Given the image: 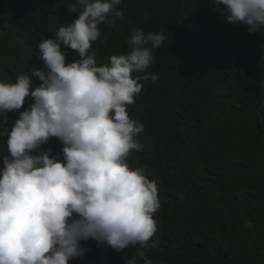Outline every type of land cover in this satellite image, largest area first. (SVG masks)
<instances>
[{"label":"trees","instance_id":"16d2710c","mask_svg":"<svg viewBox=\"0 0 264 264\" xmlns=\"http://www.w3.org/2000/svg\"><path fill=\"white\" fill-rule=\"evenodd\" d=\"M71 3L0 0V81L14 83L43 66L38 44L71 22ZM223 7L214 0H122L124 15L99 25L101 39L89 50L97 66L129 50L131 28L166 37L146 73H133L156 79L140 80L142 91L127 107L145 125L136 137L144 148L127 163L157 187V230L154 247L119 253L82 241L84 257L68 264H130L132 257L145 264L141 251L151 264H264V32L224 23ZM61 50L66 62L78 58ZM22 110L6 114V127Z\"/></svg>","mask_w":264,"mask_h":264},{"label":"clouds","instance_id":"9594fccd","mask_svg":"<svg viewBox=\"0 0 264 264\" xmlns=\"http://www.w3.org/2000/svg\"><path fill=\"white\" fill-rule=\"evenodd\" d=\"M214 2L224 6V23L264 32V0ZM121 3L74 0L71 22L38 44L43 66L14 83L0 81V264H68L84 257L81 242L90 240L117 253L154 247L158 191L142 168L127 163L144 148L136 137L145 130L127 107L142 91L140 80L156 79L133 73H146L166 37L131 28L129 50L97 66L92 42L101 39L99 25L124 15ZM62 46L78 58L66 62ZM20 109L9 129L6 114Z\"/></svg>","mask_w":264,"mask_h":264},{"label":"bare ground","instance_id":"6f19581e","mask_svg":"<svg viewBox=\"0 0 264 264\" xmlns=\"http://www.w3.org/2000/svg\"><path fill=\"white\" fill-rule=\"evenodd\" d=\"M193 135V134H192Z\"/></svg>","mask_w":264,"mask_h":264}]
</instances>
